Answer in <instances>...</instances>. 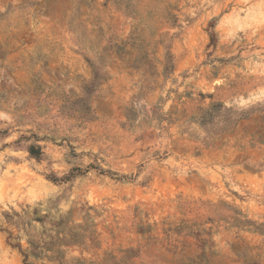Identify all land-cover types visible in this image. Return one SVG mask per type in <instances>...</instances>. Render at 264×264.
Masks as SVG:
<instances>
[{"label":"rangeland","instance_id":"1","mask_svg":"<svg viewBox=\"0 0 264 264\" xmlns=\"http://www.w3.org/2000/svg\"><path fill=\"white\" fill-rule=\"evenodd\" d=\"M0 264H264V0H0Z\"/></svg>","mask_w":264,"mask_h":264},{"label":"trees","instance_id":"2","mask_svg":"<svg viewBox=\"0 0 264 264\" xmlns=\"http://www.w3.org/2000/svg\"><path fill=\"white\" fill-rule=\"evenodd\" d=\"M30 152L32 153V154H34L35 156H39V154L41 153V151H40V148L38 147V148H36L34 145H31V147H30Z\"/></svg>","mask_w":264,"mask_h":264}]
</instances>
